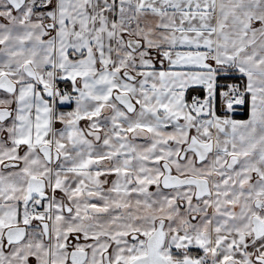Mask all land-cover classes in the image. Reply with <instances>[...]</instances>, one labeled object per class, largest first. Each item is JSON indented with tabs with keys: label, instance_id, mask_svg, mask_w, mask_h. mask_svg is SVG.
Wrapping results in <instances>:
<instances>
[{
	"label": "snow or ice",
	"instance_id": "snow-or-ice-1",
	"mask_svg": "<svg viewBox=\"0 0 264 264\" xmlns=\"http://www.w3.org/2000/svg\"><path fill=\"white\" fill-rule=\"evenodd\" d=\"M0 264H264V0H0Z\"/></svg>",
	"mask_w": 264,
	"mask_h": 264
}]
</instances>
